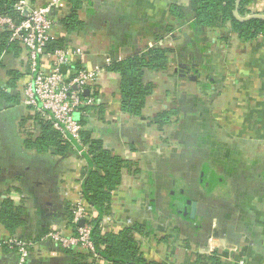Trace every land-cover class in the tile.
Instances as JSON below:
<instances>
[{
  "label": "crops",
  "instance_id": "1",
  "mask_svg": "<svg viewBox=\"0 0 264 264\" xmlns=\"http://www.w3.org/2000/svg\"><path fill=\"white\" fill-rule=\"evenodd\" d=\"M191 5L192 0H86L78 13L83 30L69 33L56 25L53 31V41L65 40L63 48L85 52L84 69L104 68L89 91L99 94L104 116L89 114L93 138L132 163L113 194L111 215L103 217V232L142 226L143 234L134 237L148 264H209L199 259L214 252L223 264H264V37L242 41L230 24L195 29L173 12L178 6L189 17ZM70 10V0H64L51 17L57 23ZM248 10V18L264 17V0H251ZM169 27L174 32L159 45L175 50L170 70L146 73L153 93L142 115L129 117L121 111L120 76L104 66L110 57L146 53ZM10 58L7 68L0 64V81L17 71L13 92L21 98L8 107L0 100V203L9 199L22 207L26 224L15 232L0 224V264H19L9 247L17 238L35 245L27 264H113L81 248L83 258L75 259L47 238L78 231L65 210L83 199L87 148L73 139L66 158L27 150L24 141L39 134L38 114L22 103L32 67L24 49ZM39 64L47 71L51 66L48 58ZM173 109L172 124L153 123ZM189 200L205 204L206 215L191 219ZM86 209L88 218L99 215Z\"/></svg>",
  "mask_w": 264,
  "mask_h": 264
},
{
  "label": "trees",
  "instance_id": "2",
  "mask_svg": "<svg viewBox=\"0 0 264 264\" xmlns=\"http://www.w3.org/2000/svg\"><path fill=\"white\" fill-rule=\"evenodd\" d=\"M21 0H0V16H8L23 20L17 11V5ZM41 0H29L31 7L37 8ZM86 0H70L71 10L64 18L58 19L57 26L62 27L69 33L81 31L84 24L79 20V11ZM251 0H192L191 12L186 14L178 6L173 8L179 19L190 21L195 29L216 30L230 24V32L240 40L248 42L258 37H264V17L248 18L250 11L248 5ZM242 18V19H239ZM172 28L166 29L161 35H157L156 45L146 53L130 56L124 60L110 57V64L104 66L107 71L120 76L121 111L129 117H140L146 106V100L153 93V86L145 82L147 72L165 73L170 70L171 57L175 55L173 48H164L159 42L172 34ZM65 40L50 42L46 47L47 53L65 47ZM23 48L17 41H11L9 31L0 32V64L7 68L10 57L17 58ZM13 61V60H12ZM79 64H74L76 70H80ZM10 80L6 83L0 81V100L4 106L18 104L20 95L14 94L15 80L19 76L17 71H9ZM1 79V78H0ZM99 94L82 96V99H93V105L81 107L80 111L87 115H79L77 121L82 127L80 141L82 147L87 148V160L89 167L84 172L85 183L82 197L86 206L99 212L96 218H88L84 224L92 226L91 241L95 254L103 256L113 264H148L140 254L135 234H143L142 226L136 224L123 229L119 234L103 232V217L112 213V198L114 192L121 186L123 170L131 168L132 163L120 157L113 156L107 150L101 140L93 138L94 129L90 127L89 114L97 110L99 117L103 116V105L99 103ZM21 102V101H20ZM9 103V104H8ZM3 106V108H4ZM11 108V107H10ZM10 108H4L10 109ZM38 114V113H37ZM176 110L162 112L155 116L153 123L162 128L172 124V117L176 116ZM35 127L39 131L37 137L24 141L27 150H32L39 155H52L68 157L73 152L74 140L64 137L55 130L51 121L46 120L40 114L35 116ZM66 220L79 229V222H75L74 210L70 205L66 206ZM0 224L9 231L15 232L26 224L23 208L16 207L7 199L0 203ZM77 234V232H76ZM75 234V235H76ZM27 241V240H26ZM12 251L19 258L17 249ZM66 254L76 258H83L77 248H63ZM199 262L209 264H223L218 252L209 257L199 259Z\"/></svg>",
  "mask_w": 264,
  "mask_h": 264
},
{
  "label": "built area",
  "instance_id": "3",
  "mask_svg": "<svg viewBox=\"0 0 264 264\" xmlns=\"http://www.w3.org/2000/svg\"><path fill=\"white\" fill-rule=\"evenodd\" d=\"M64 0H51L47 5L33 8L25 0L17 5V11L23 20L8 16H0V32L9 31L11 41H17L27 52V59L32 67L30 82L23 88L22 103L25 108L32 109L46 120L51 121L55 130L64 137L80 141L82 127L77 121L79 115H87L80 111L81 107L93 105V99L84 100L85 92L97 85L103 72L102 68L84 69L85 52L81 48H61L54 53H47L46 47L54 39L53 31L56 23L51 17L55 7ZM41 58L51 62L47 71L40 66ZM80 58V70H74V60ZM110 60H107V65ZM75 222L88 219L84 200L74 206ZM92 226L84 224L72 237H64L61 233L52 232L48 239L60 244L62 248H81L95 254L91 241ZM34 243L13 239L9 247L17 249L19 264H27Z\"/></svg>",
  "mask_w": 264,
  "mask_h": 264
},
{
  "label": "water",
  "instance_id": "4",
  "mask_svg": "<svg viewBox=\"0 0 264 264\" xmlns=\"http://www.w3.org/2000/svg\"><path fill=\"white\" fill-rule=\"evenodd\" d=\"M250 18H263V17H250ZM181 73H183V70H181ZM88 94H89V91L87 90L85 92V95L87 96ZM187 204L191 206V211H190L191 219H195L196 216H205L206 215L205 214V212H206V205L205 204L192 202L190 200L187 202ZM185 214H187V211L185 212ZM81 224L83 225L84 223L82 222ZM230 234L232 235V237L234 239H238L239 238V236L234 233L233 227H230Z\"/></svg>",
  "mask_w": 264,
  "mask_h": 264
}]
</instances>
